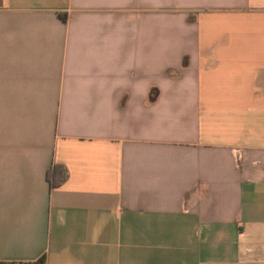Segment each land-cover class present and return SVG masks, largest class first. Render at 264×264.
Masks as SVG:
<instances>
[{
  "label": "crops",
  "instance_id": "0c3cea01",
  "mask_svg": "<svg viewBox=\"0 0 264 264\" xmlns=\"http://www.w3.org/2000/svg\"><path fill=\"white\" fill-rule=\"evenodd\" d=\"M41 259L264 264V0H0V264Z\"/></svg>",
  "mask_w": 264,
  "mask_h": 264
},
{
  "label": "trees",
  "instance_id": "16d2710c",
  "mask_svg": "<svg viewBox=\"0 0 264 264\" xmlns=\"http://www.w3.org/2000/svg\"><path fill=\"white\" fill-rule=\"evenodd\" d=\"M186 64L187 61L184 60V66H186ZM66 178V169L61 165H54L47 171V181L51 190L60 187L65 182ZM38 264H44V259H41Z\"/></svg>",
  "mask_w": 264,
  "mask_h": 264
}]
</instances>
